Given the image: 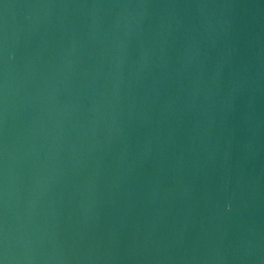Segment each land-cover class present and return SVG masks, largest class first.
I'll return each mask as SVG.
<instances>
[{"label": "water", "instance_id": "water-1", "mask_svg": "<svg viewBox=\"0 0 264 264\" xmlns=\"http://www.w3.org/2000/svg\"><path fill=\"white\" fill-rule=\"evenodd\" d=\"M0 264H264V0H0Z\"/></svg>", "mask_w": 264, "mask_h": 264}]
</instances>
